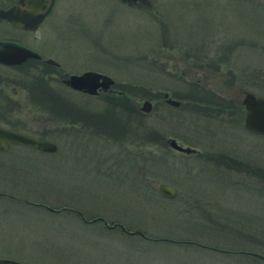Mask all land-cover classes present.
I'll return each instance as SVG.
<instances>
[{
  "label": "rangeland",
  "instance_id": "1",
  "mask_svg": "<svg viewBox=\"0 0 264 264\" xmlns=\"http://www.w3.org/2000/svg\"><path fill=\"white\" fill-rule=\"evenodd\" d=\"M148 2L146 8L120 0H54L23 39L57 68L38 62L22 75L1 70L7 82L19 75L21 87L15 101L0 102V124L57 145L53 152L0 150L1 257L28 264H264L251 254L210 248L264 255V136L244 128L238 106L212 117L191 101L204 91L232 109L230 97L240 98L243 86L264 95V0ZM85 69L110 75L115 89L128 93L127 106L110 101L114 83L95 96L64 83L68 73ZM37 72L60 97L54 105L33 100L23 84ZM163 91L180 106L163 102ZM144 98L152 101L149 112L140 110ZM68 104L115 109L111 117L122 130L62 115ZM168 136L237 156L242 169L176 151L164 141ZM160 183L178 196L162 195ZM204 211L226 218L227 229L203 222ZM232 226L250 243L231 242Z\"/></svg>",
  "mask_w": 264,
  "mask_h": 264
},
{
  "label": "water",
  "instance_id": "2",
  "mask_svg": "<svg viewBox=\"0 0 264 264\" xmlns=\"http://www.w3.org/2000/svg\"><path fill=\"white\" fill-rule=\"evenodd\" d=\"M54 0H17L16 4L6 8H0V17H3L15 26L24 29L34 30L44 16L50 10ZM127 3L138 1L142 5H147L148 0H120ZM0 62L2 63H20L28 57L40 58L39 53L21 45L11 44L9 42H1L0 44ZM44 61L49 64L58 65V62L51 57H45ZM64 83L71 89L95 95L99 90L108 89L114 79L101 71L93 69H85L79 73H68L64 79ZM163 101L172 106H178L179 100L163 92ZM240 103L243 108V126L248 131L264 136V95L254 93L251 90L243 89L240 97ZM151 101L144 98L140 104V110L149 112ZM168 144L175 150L181 152H190L194 149L188 145L179 144L173 137L167 138ZM10 143L24 144L34 147L41 151L53 152L56 150V144L40 135L22 132L17 129L0 125V150H5ZM158 191L168 197H172L176 191L175 188L166 183L158 184ZM49 209H54L46 206ZM91 218V219H95ZM98 218V217H97ZM100 218V217H99ZM106 223V222H105ZM110 226L118 225L122 230L130 233L143 232L139 229L129 230L119 222L106 223ZM0 264H28L20 260L1 257Z\"/></svg>",
  "mask_w": 264,
  "mask_h": 264
},
{
  "label": "trees",
  "instance_id": "3",
  "mask_svg": "<svg viewBox=\"0 0 264 264\" xmlns=\"http://www.w3.org/2000/svg\"><path fill=\"white\" fill-rule=\"evenodd\" d=\"M215 62H217V61H215ZM40 63L44 64L49 69H53L55 67L57 68L56 65L49 64V63H46L44 61H40ZM49 71L47 70L45 72H47V74H49ZM22 73H26V72L24 71ZM40 74H43V72H41V73L37 72V73H33V74L29 75V77L26 78L27 81H25L23 84L29 90L30 97L33 100H34V98H35V100H37L38 96H39L41 98L49 99L50 101L48 102V104L51 105V103H52L54 105L56 100L57 101L60 100V97L53 93V91L47 86V82H46L45 78H43L42 75H40ZM248 74L249 73H247L246 75H248ZM229 80H231L230 76H228V81ZM249 81H250V79H249ZM198 83L199 82L196 81V85H198ZM242 83H244V82L242 81ZM114 86H115V83L113 84V87ZM203 88L206 89V87H203ZM105 92H107V91H105ZM109 92H111L110 95H112V98L111 97L109 98V99H111L110 101L113 100L114 102L118 103L119 106H121L123 108L127 106L126 102L128 103V99H127L128 93L126 92V90H123V89L122 90H116L115 87H114V90L109 91ZM205 93L206 92L203 91L201 95L195 94V96L192 97L193 99L191 98L192 99L191 100L192 103H195V104H197L199 106L198 110L201 109L204 113H206V112L207 113L210 112L212 114H217L219 112H227V113L229 112L230 113V112L236 110L237 106L240 108L241 111L243 110L241 103L239 101L234 100L233 97L229 96L231 98V100L234 101V105H233V107L231 106L232 109H230V107L228 106L229 104L225 103V104L221 105L218 102V100L216 98H219L221 96L210 97V96H207ZM168 94H170V93L168 92ZM209 95H212V94H209ZM92 96H95V95H92ZM170 96L174 97L171 94H170ZM161 98H163L162 94H161ZM60 102H62V101H60ZM41 103H43V102H41ZM180 104H181V100H180ZM49 109H50V107H49ZM62 110L64 111V114H62V115H71V116L78 115V117H81L82 120L86 124L92 122L93 124H96L99 127L100 125H104L103 123H106L105 125H107V127L109 128V131H114V130L117 129V133H119L122 130V126H123L122 122L120 120H117L118 118H112L111 117L112 116V112H115V109L114 110L105 109L101 113L100 111H97V110L95 112H93L90 109L85 108V107L83 108V107H80V106H77V105L74 106V105L68 104V105L64 106V108H62ZM129 125L130 126H128V130L127 131H132L133 132L134 131V127L131 124H129ZM119 128H121V129H119ZM110 134H112V133H110ZM215 154L217 156V158H215V162H216L217 165H219V163H223L228 168H232V169L234 168V169H236L238 171H240L242 169V164H244V162H242V160L240 158H237V157L235 158L233 156H227V155L223 154L222 152H220V153L216 152ZM218 154L220 156H222L223 158H225V159L219 158ZM210 155H211V153H207L206 154L207 157L209 156V159H210ZM53 208H60V207H53ZM204 214H205L204 217L200 216L201 219L202 218L204 219L203 222L206 220L207 222L211 223L212 227L213 226L214 227H217V226L220 227L218 229H220L221 233L225 231V228L227 229L226 218L221 217L220 214H217V215L213 214L212 215L210 213H207L206 211H204ZM85 218H87V217H85ZM88 218H90V217H88ZM110 222H113V221H110ZM110 222H108V223H110ZM205 225H207V224H205ZM222 225H223V228H221ZM229 229H231V231H233V235H232V238H231L232 241L231 242H234L236 244H243V242L250 243V242H246L242 237H237L240 233L238 232L239 234H237V235L234 233V231H235V227L234 226H232ZM143 234H145V233L143 232ZM216 234H218V233H216ZM236 240H239L240 242H236ZM199 245L205 246L204 244H199ZM210 248H215L217 250H222V251H225V252L229 251V252H235V253L251 254V255L259 257L260 259H264V255H260L258 253L253 252V251L249 252V251L243 250L241 248L239 250H236V249H233V250H229L228 249V250H226V249H223V248L213 247V246H210Z\"/></svg>",
  "mask_w": 264,
  "mask_h": 264
},
{
  "label": "flooded vegetation",
  "instance_id": "4",
  "mask_svg": "<svg viewBox=\"0 0 264 264\" xmlns=\"http://www.w3.org/2000/svg\"><path fill=\"white\" fill-rule=\"evenodd\" d=\"M54 2V1H53ZM17 3V0H0V8H6V7H8V6H10V5H13V4H16ZM137 3H139L138 1H135L134 3H131V4H137ZM53 5V4H52ZM146 6V8L147 7H149V2H148V4L147 5H145ZM52 7V6H51ZM50 10H51V8H50ZM49 10V11H50ZM49 11H48V13H49ZM47 13V14H48ZM46 14V15H47ZM42 21V20H41ZM41 21H40V23H41ZM40 23L37 25V27L34 29V30H29V29H24V28H21V27H17V26H15L12 22H10L9 20H7V19H5V18H3V17H0V44H1V42H9V43H11V44H15V45H21V46H24V47H27V48H29V49H31V50H34V51H36L37 53H39V55H40V58H31V57H28V58H26L25 60H23L22 62H20V63H11V64H8V63H2V62H0V102H2V103H5V102H7V101H15V95L16 94H18V91H19V89H20V82L18 81L21 77L19 76V75H16V74H13V76L15 77V78H12L11 80H8L9 82H12V83H14V84H8L9 82H7L6 80V77H5V74H6V72H2L1 70L2 69H9V70H11V71H16V72H21V74L20 75H22V72H27V71H31V70H29V69H32L33 70V67H30L29 65L31 64L32 65V63H38V62H40V61H44V58L45 57H47V56H44L43 55V53L42 52H40L39 50H37L33 45H31L30 43H28V42H26V41H24V39H23V37H24V35H23V32H25V33H28V32H33V31H35L37 28H38V26L40 25ZM27 36V35H26ZM31 36H32V34H31ZM33 37V36H32ZM1 46V45H0ZM24 62V63H23ZM45 62V61H44ZM57 66V65H56ZM13 85V86H12ZM241 89V91L243 90V89H246V88H244V87H241L240 88ZM105 90H107V89H105ZM105 90H103V91H105ZM164 92V91H163ZM163 92H162V94H163ZM167 92V91H166ZM168 93V92H167ZM169 95V94H168ZM233 99L234 100H236V101H239L240 102V98H235V97H233ZM164 102V101H163ZM167 104V103H166ZM152 101H151V108H152ZM167 105H170V104H167ZM2 106L3 105H0V112L2 111ZM172 106V105H171ZM178 106H180V100H179V104H178ZM4 108V107H3ZM151 108H150V110H151ZM198 112L202 115H205V113L201 110V109H199L198 110ZM219 113H222V112H219ZM214 115H216V114H214ZM213 114H212V117L214 116ZM0 125H2V124H0ZM3 126H6V125H3ZM102 126L103 125H100L99 127L100 128H102ZM7 127H11V128H14V129H17V127H14V126H7ZM17 130H19V129H17ZM19 131H22V130H19ZM22 132H24V131H22ZM99 132H101V131H99ZM27 133H29V132H27ZM32 134V133H31ZM33 135H35V134H33ZM113 136V135H112ZM168 137H171V136H168ZM168 137H166L165 139H164V141L167 143V145L170 147V148H172L169 144H168V142H167V138ZM174 138V137H173ZM175 139V138H174ZM176 140V139H175ZM117 141V140H116ZM179 144H181V143H179ZM13 145H15V146H25V147H31V146H29V145H24V144H17V143H10L9 145H8V147L6 148V149H8L10 146H13ZM57 146V145H56ZM189 146V145H188ZM191 147V146H190ZM31 148H34V147H31ZM194 150L193 151H190V152H182V153H184V154H190V153H192V154H195V155H203L204 156V158L206 159V161L207 162H210V164H212V165H217L216 164V162H215V158H217V156H216V152H212L211 153V155H210V159H209V156L207 157L206 156V154H207V152L206 151H203V150H198V149H196V148H194V147H192ZM173 149V148H172ZM175 150V149H174ZM176 151H178V150H176ZM179 152H181V151H179ZM218 153H220V151H218ZM222 153L223 154H225V155H227V156H231V154L230 153H228V152H225V151H222ZM218 157L219 158H223L222 156H220L219 154H218ZM233 157H237V156H233ZM223 159H225V158H223ZM241 159V158H240ZM219 165H224L223 163H219ZM1 193V192H0ZM174 196H178V194L177 193H175L172 197H174ZM32 202H34V201H32ZM35 203V202H34ZM36 203H38V202H36ZM41 203V202H40ZM42 205H45V206H47L46 204H43L42 203ZM52 207V206H51ZM53 208V207H52ZM60 208H54L53 210H59ZM75 212H77V214L78 215H80L83 219L85 218V216H84V214L80 211V210H78V209H76L75 210ZM86 220L87 219H90V218H85Z\"/></svg>",
  "mask_w": 264,
  "mask_h": 264
},
{
  "label": "bare ground",
  "instance_id": "5",
  "mask_svg": "<svg viewBox=\"0 0 264 264\" xmlns=\"http://www.w3.org/2000/svg\"><path fill=\"white\" fill-rule=\"evenodd\" d=\"M144 237V236H143Z\"/></svg>",
  "mask_w": 264,
  "mask_h": 264
}]
</instances>
